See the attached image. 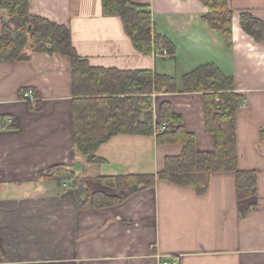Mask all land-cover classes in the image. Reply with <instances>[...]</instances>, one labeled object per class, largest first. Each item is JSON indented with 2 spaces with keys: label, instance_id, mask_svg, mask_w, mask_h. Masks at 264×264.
<instances>
[{
  "label": "crops",
  "instance_id": "obj_1",
  "mask_svg": "<svg viewBox=\"0 0 264 264\" xmlns=\"http://www.w3.org/2000/svg\"><path fill=\"white\" fill-rule=\"evenodd\" d=\"M131 1L150 6L176 56L138 52L102 0H30V12L67 27L78 54L93 67L176 78L179 93L154 96L155 120L170 103L202 152L214 151L215 137L206 131L204 95L182 92L183 78L206 64L233 78L245 97L237 112L238 168L256 172L258 194L239 201L236 174L216 173L205 194L160 181L121 204L77 209L71 186L37 175L64 165L82 176L90 194L113 195L100 178L158 174L182 147L119 135L98 150L106 164L86 163L73 138L70 60L32 52L27 61H3L0 45V264H161L171 257L179 264H264V43L240 26L244 12L264 22V0H230L232 47L202 21L207 9L200 0ZM26 90L34 92L33 101L23 100Z\"/></svg>",
  "mask_w": 264,
  "mask_h": 264
},
{
  "label": "trees",
  "instance_id": "obj_2",
  "mask_svg": "<svg viewBox=\"0 0 264 264\" xmlns=\"http://www.w3.org/2000/svg\"><path fill=\"white\" fill-rule=\"evenodd\" d=\"M207 9L202 17L210 29L220 33L228 47L233 46L234 11L230 0H200ZM108 15L119 17L134 48L143 55L160 52L176 56V46L156 28L150 6L131 0H102ZM2 27L0 33L3 61H27L32 52L67 57L71 63L73 104V138L77 150L88 164H106L98 157L102 145L119 135L156 137L159 145L182 147L178 156L165 159L164 168L155 175H121L102 177L101 183L116 190L90 194L82 176L64 165L41 171L38 180L71 186L77 209L91 204L106 208L121 204L130 196L153 188L160 181L196 189L205 194L216 173H235L239 201L258 194L255 171L238 168L237 112L245 97L236 91L235 80L225 76L215 64L198 67L183 78L182 92L201 93L205 100L206 131L215 137L213 152L196 147V137L185 130L180 116L170 103L160 107V121L155 120L154 96L176 94L177 80L153 70H119L96 68L82 58L72 40L71 31L30 12V0H0ZM243 31L258 43H264V22L251 13L240 16ZM165 124L174 128L161 131ZM4 128H7L5 125ZM259 147L264 152V129L259 132ZM252 206L242 213L247 217Z\"/></svg>",
  "mask_w": 264,
  "mask_h": 264
},
{
  "label": "built area",
  "instance_id": "obj_3",
  "mask_svg": "<svg viewBox=\"0 0 264 264\" xmlns=\"http://www.w3.org/2000/svg\"><path fill=\"white\" fill-rule=\"evenodd\" d=\"M33 94L34 92L32 90H26L22 93V98L25 101H33ZM167 125H163L161 128V131H166L167 130ZM180 259L178 257H171L168 259H165L161 262V264H179Z\"/></svg>",
  "mask_w": 264,
  "mask_h": 264
},
{
  "label": "rangeland",
  "instance_id": "obj_4",
  "mask_svg": "<svg viewBox=\"0 0 264 264\" xmlns=\"http://www.w3.org/2000/svg\"><path fill=\"white\" fill-rule=\"evenodd\" d=\"M1 21H2V19H1ZM1 27H2V22L0 23V33H1Z\"/></svg>",
  "mask_w": 264,
  "mask_h": 264
}]
</instances>
